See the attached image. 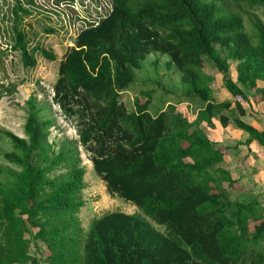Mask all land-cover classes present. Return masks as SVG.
<instances>
[{"label": "trees", "instance_id": "16d2710c", "mask_svg": "<svg viewBox=\"0 0 264 264\" xmlns=\"http://www.w3.org/2000/svg\"><path fill=\"white\" fill-rule=\"evenodd\" d=\"M109 2L105 15L76 36L52 87V102L75 121L78 140L54 154L46 143L53 121L38 117L34 99L27 101L26 139L3 133L12 148L4 160L18 172L0 169V264H39L29 254L38 241L47 250V264H264L260 204L231 202L219 188L234 182L218 168L220 149L199 130L214 118L227 127L222 112H231V103L211 101L214 79L203 73L207 66L222 76L234 99V124L248 135L246 143L264 149V133L240 119L247 90L255 104L264 102V87L256 86L264 83V22L250 16L246 30L239 10L262 8L264 0H228L222 8L212 0ZM13 34L12 48L23 66L34 68L25 36ZM36 51L56 60L53 53ZM151 54L167 56L181 75L184 97L204 104L193 123L175 105L153 117L148 100H136L133 112L120 102ZM229 61L235 62V82ZM77 145L107 193L142 216L106 213L82 234L76 216L84 206L85 171ZM57 170L64 172L53 176Z\"/></svg>", "mask_w": 264, "mask_h": 264}, {"label": "rangeland", "instance_id": "374dc122", "mask_svg": "<svg viewBox=\"0 0 264 264\" xmlns=\"http://www.w3.org/2000/svg\"><path fill=\"white\" fill-rule=\"evenodd\" d=\"M212 1L221 8L223 3L228 5V0ZM109 6V0H0V169L18 172L17 168L4 160V155L12 148L3 133L8 132L20 139H26L24 125L29 99H34L40 108L38 113L40 119L53 121L46 143L52 147L54 154L59 151L63 143H74L78 140L75 121L67 117L51 101V91L58 79L59 63L65 53L74 46L76 36L89 24L98 22L108 11ZM18 7L21 10H18ZM229 9L232 13L238 12L232 5H229ZM239 10L245 15L243 20L246 30L250 29V16L258 17L264 22V7L251 11L240 7ZM14 11H17L16 15ZM14 32L25 36L27 50L36 61L34 68H25L20 52L12 48ZM37 48L53 53L56 60L50 62L43 59L36 51ZM168 61V57L161 54L147 56L142 62L141 69L134 71V83L128 93L125 92L120 96V102L122 101L128 112H133L136 100L141 102L148 100L151 114L165 110L170 104L175 105L180 116L188 123H193L192 113L201 110L204 104L198 100L190 102L184 97L181 75L174 66L169 67ZM229 63L230 70L234 73L235 62L229 61ZM203 73L210 74L213 79L215 76L222 78L212 67L206 66ZM231 76L232 74L229 75ZM187 100L191 104L186 105ZM249 100L252 98L246 96L244 102L249 103ZM211 101L215 102L212 97ZM246 109L249 111V107ZM222 113L226 114V112ZM232 114L230 118L233 122L230 119V125L234 127L236 110ZM255 118L257 125L263 128L264 118H260L258 114ZM77 147L81 160L80 167L85 171L84 189L80 193L84 206L76 216L82 234H86L93 220L106 213L122 212L142 216L133 204L107 193L105 184L92 170L89 156L82 147L79 145ZM63 172L57 170L52 175H60ZM219 188L228 193L231 202L242 200L238 198V192L233 193L232 188L229 189L226 182L221 183ZM147 220L155 226L149 219ZM25 237L28 239V235ZM258 250L264 252V245ZM46 253L45 246L39 241L30 245L29 254L37 259L39 264H47Z\"/></svg>", "mask_w": 264, "mask_h": 264}, {"label": "crops", "instance_id": "0c3cea01", "mask_svg": "<svg viewBox=\"0 0 264 264\" xmlns=\"http://www.w3.org/2000/svg\"><path fill=\"white\" fill-rule=\"evenodd\" d=\"M230 74H232V76L230 77L231 80L235 82V69L234 73L232 72V70H230ZM221 79L218 76L214 77V81L210 85L211 97L215 101V104L225 102L231 103V112L222 114L229 118V124L227 125V127L223 128L220 125L218 119L214 118L211 120V126L202 123L199 126V130L204 133V135L215 146L216 149H220L222 153V162L220 163V165H218V168L229 173L231 180L234 182L233 186L231 187L232 192H238V198L242 199L240 201L242 203L256 200L260 204V208L264 214V149L255 141L247 144L246 142L249 139L248 135L239 130L236 126L232 127L230 125V122H233V119H231L230 117L235 111L234 99L224 89ZM217 80H219V82ZM256 86L257 88L261 89L264 87V83L258 81L256 82ZM122 94L124 93H121V95ZM245 94L247 97H253V92L251 90H247ZM189 104L191 103H189V101H186V105ZM241 107L245 111V116L243 118H240L241 121L251 126L256 131L264 133V127L260 128L257 125V119L255 118L257 114L260 116V118H264V102L254 104L252 100H249V103L243 102L241 104ZM248 107L249 111H247L246 109ZM162 111L164 110H160V112ZM197 111H195V113H192V118L194 121L198 113ZM160 112H158L157 114H151L148 107V113L153 117L158 115ZM234 117L236 116L234 115Z\"/></svg>", "mask_w": 264, "mask_h": 264}, {"label": "built area", "instance_id": "2783aa9c", "mask_svg": "<svg viewBox=\"0 0 264 264\" xmlns=\"http://www.w3.org/2000/svg\"><path fill=\"white\" fill-rule=\"evenodd\" d=\"M54 94H53V91H51V97L53 98ZM52 98H51V101H52ZM58 108V106H56Z\"/></svg>", "mask_w": 264, "mask_h": 264}]
</instances>
